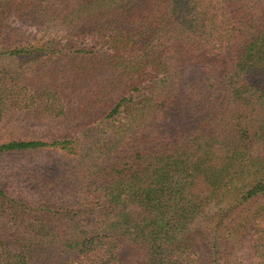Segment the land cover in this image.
<instances>
[{
    "label": "trees",
    "instance_id": "trees-1",
    "mask_svg": "<svg viewBox=\"0 0 264 264\" xmlns=\"http://www.w3.org/2000/svg\"><path fill=\"white\" fill-rule=\"evenodd\" d=\"M1 58L0 121L91 124L0 139V264H264V0H0Z\"/></svg>",
    "mask_w": 264,
    "mask_h": 264
},
{
    "label": "rangeland",
    "instance_id": "rangeland-1",
    "mask_svg": "<svg viewBox=\"0 0 264 264\" xmlns=\"http://www.w3.org/2000/svg\"><path fill=\"white\" fill-rule=\"evenodd\" d=\"M8 23L12 26H16V30L19 31V38L23 40H30L33 36L36 38L45 37L42 31H36L34 27L27 23H21L14 19H9ZM65 61L60 60L59 67H62ZM7 60L5 58L0 59V66H5ZM72 91V90H71ZM82 93V89H79L76 85L73 89V93L70 96V101L66 108V114L63 117L52 118L41 114L33 113L31 109L28 112L26 110L10 113L6 119L0 121V139L8 138H39L46 141L52 139H61L63 137H72L78 133V130L84 126H89L90 117L88 116L90 111L86 114H81L76 108L79 104V97ZM85 104V103H84ZM88 105V104H87ZM88 107H84L82 112H87ZM83 115V116H82ZM85 119V120H84ZM21 157V158H20ZM10 157L1 161V166L6 172L5 179L9 177H17L18 171L30 170L37 164H44L53 161L54 155L51 152H40L31 157ZM61 158V155L57 153V158ZM14 169H17L15 172ZM14 174V175H13ZM13 175V176H12Z\"/></svg>",
    "mask_w": 264,
    "mask_h": 264
}]
</instances>
